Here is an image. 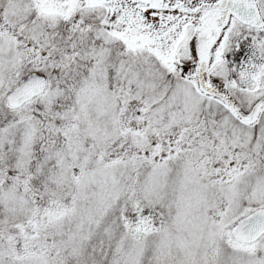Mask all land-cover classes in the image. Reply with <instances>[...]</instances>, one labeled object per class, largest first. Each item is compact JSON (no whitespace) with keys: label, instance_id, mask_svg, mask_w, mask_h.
<instances>
[{"label":"snow or ice","instance_id":"obj_1","mask_svg":"<svg viewBox=\"0 0 264 264\" xmlns=\"http://www.w3.org/2000/svg\"><path fill=\"white\" fill-rule=\"evenodd\" d=\"M0 264H264V0H0Z\"/></svg>","mask_w":264,"mask_h":264}]
</instances>
